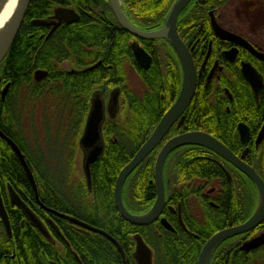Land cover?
Instances as JSON below:
<instances>
[{
  "label": "flooded vegetation",
  "instance_id": "1",
  "mask_svg": "<svg viewBox=\"0 0 264 264\" xmlns=\"http://www.w3.org/2000/svg\"><path fill=\"white\" fill-rule=\"evenodd\" d=\"M230 1L231 0H228L229 3ZM227 3L223 0H190L180 16L182 13L186 14L185 12H188V10H190L188 8L190 7L197 10L199 9L205 13L203 23L197 24L194 28L187 25L186 20H184L180 24V29L178 31L177 25L180 16L178 18L176 25L177 34L193 62L196 72V89L190 105L174 123L159 146L154 150L157 151L155 161L162 147L172 138L189 133H204L217 140L235 157L252 168L264 182V138L258 141L264 126V43L260 42L262 40L255 39V37L251 39L246 34L234 29V27H230L223 23L225 20L223 11ZM108 8L111 18H109L107 10H100L99 13L94 12L93 14L95 16L93 17L85 14L84 18L86 20L91 19L97 21L99 18L102 19L103 17L104 20H112L111 22H114V25L129 37L127 46L132 61L127 56H122L120 58L122 63L119 71L115 70L114 66L109 65V72L105 80L99 83L95 78L93 81L94 86L87 99V114L90 109L93 95L99 93L105 107V121L102 125V138L104 144L106 140L109 143L117 142L118 137L114 133L117 132L120 117L123 116L125 112L128 115L130 109V85L128 83L129 74L127 73L129 69L137 75L141 83L142 88H140V92L135 91V93L138 94L139 98L142 100V104L152 101L153 109L160 110L168 107L158 119L157 124L177 101L183 82V70L180 59L174 47L167 40L134 38L120 27L109 4ZM120 8L127 22L131 25L121 7V2ZM186 9L188 10L186 11ZM55 10L51 15L45 18L39 20L35 19L30 22L28 27L29 39L36 37L38 40L46 42L58 30L60 31V29L77 24L81 19L79 13L74 11L78 16V20L75 23H61L55 28L52 25L36 26L33 24L34 21L54 22L53 17ZM187 16L188 15L185 17ZM212 18L222 30L240 38L248 44L256 54L261 55V57L253 54L249 48L243 46L240 42L217 37L211 26ZM162 25L158 28L139 31L150 33L158 30ZM194 32L195 34H193ZM134 45L139 46L148 56L149 60L148 63H146L147 67L139 65L134 60L132 52V46ZM104 58L105 56H102L95 60L90 66L79 69L65 62L60 66V73L67 77H76L92 72L103 64ZM243 65H249L260 77V83L258 80L255 85V90H253L244 77ZM136 68L139 71L138 74L135 70ZM38 71L45 72L46 76L40 80H36L35 73ZM38 71H35L32 76L35 83H41L49 77L47 71ZM6 85H8V88L2 100V92ZM258 86H260V88H258ZM114 90H118V110L115 118L110 119L107 114V107L110 95ZM9 92L10 83H6L0 89L1 104L5 102ZM11 100L13 101L11 107L13 108L15 121L9 123V128L17 137L19 143L25 144L26 151L22 150L16 140L7 136L1 129L0 132L10 139L24 156L25 162L32 173L35 185L33 186L30 184L15 153L10 146L0 138L7 146V149H9L10 153H12L18 161L20 171L25 179V182L21 181L19 185L11 183L6 178H0V196L8 218L10 235H7L1 220L0 234L4 235L7 241L12 242L15 248L16 242L14 239L16 232L24 233L26 229L30 228L34 230L36 235L41 238L42 242L47 247L55 251L58 257L67 258L66 260L82 264L80 253L76 250V241L79 240L82 232L95 235L99 234L71 222L68 218L92 228H99L88 224L81 219L82 217L76 216L79 215L77 213L79 208L77 204L78 201L76 200V186L74 184L76 180L69 177L71 183L67 186H65V184L50 185L48 183L50 175L48 173H46V175L42 173L40 177L42 176L43 183H37L38 181L35 178L34 171L30 168L26 159L28 154L32 157H38L40 155L44 157L46 155L48 151H46L47 149L44 146V140H46V143L55 139L67 142L71 140L70 130L67 129L70 125L63 126L60 130L61 134H56L59 130V121L56 117V112L59 111L58 108L61 107V104L55 102L46 104L44 100H40L38 104L28 103L19 105L17 89L13 91ZM168 103L169 106H167ZM39 104L45 106L43 108L45 122L44 127H42V132L38 131L31 123V121L35 123L32 112L36 111L37 105ZM64 107L67 108L69 106L64 104ZM46 115H51L53 118L56 117V124L52 123V125L46 118ZM47 121H49V124ZM5 128L8 129V127ZM104 128L107 129V133L109 132V135L105 134L106 137H104L103 134ZM81 133L78 137L77 145ZM39 137H42L43 141L40 140ZM50 137H52V139H50ZM49 145L50 144H48V146ZM69 176H71V173H69ZM162 180L164 207L161 215L153 223L139 227L145 229L147 234L150 233L148 230H152V227H155L154 240L158 249H161V240L164 235L169 236L174 242H178L184 237L198 241L196 242L198 251L195 264H197L202 247L212 236L220 231L244 224L255 214L259 206L258 190L256 186L236 167L202 146L183 145L170 151L163 162ZM248 182L250 183V187L248 186ZM153 183L154 204L157 196L154 178ZM241 183L248 186L249 189L247 192L248 196H246L245 200H239L237 195V186ZM124 184L121 191V199L127 210L126 204L129 199L127 193H125ZM85 188L87 195L91 196L92 189L90 188L88 191L86 184ZM10 190L35 216L38 222H40L47 236L41 234L24 215L22 210L13 204L11 199L12 192ZM143 196L145 197V194ZM89 202H91V200H89ZM162 219L167 222L170 229L162 225ZM99 230L103 231L102 229ZM103 232L106 233L105 231ZM106 234L110 236L108 233ZM263 235L264 219L256 228L229 237L221 242L213 251L209 264H212L213 255L218 250L221 252V257L218 261L219 264H264V243L256 248L250 249L244 247L247 242ZM71 236L75 237L74 246L71 244ZM99 236L107 240L116 249L122 264L121 255L115 245L105 237ZM111 238L115 240L113 237ZM201 240H204V242L200 246L199 242ZM118 245L123 251L126 261V254L121 245L119 243ZM148 248L152 254L153 264V250L150 246H148ZM11 260L14 261V253L13 256H11ZM48 264L59 263L57 260H48Z\"/></svg>",
  "mask_w": 264,
  "mask_h": 264
},
{
  "label": "trees",
  "instance_id": "2",
  "mask_svg": "<svg viewBox=\"0 0 264 264\" xmlns=\"http://www.w3.org/2000/svg\"><path fill=\"white\" fill-rule=\"evenodd\" d=\"M119 1L131 25L138 30H145L160 27L164 23L169 7L175 0ZM223 1L228 2V0ZM225 6L228 8L231 5L228 2ZM57 8L71 9L79 13L80 21L58 30L46 42L36 37L29 39L30 22L51 15ZM188 9H186L188 10L186 14L182 13L180 16L178 31L184 20L192 28L203 23L204 12L192 7ZM100 10H107L111 18L107 0H30L18 34L6 57L0 63V89L4 84L10 83L9 95L4 103H0V129L16 140L22 150L26 151L25 144H20L9 128V123L15 121L11 107L13 104L11 97L15 89L18 90L19 105L37 104L40 100H44L46 104L50 102L61 104L59 111L56 112L59 121L57 135L61 134L60 130L63 126L70 125L69 128L67 127L71 133L70 141L55 139L49 142L51 143L49 146L53 149L56 146L49 160V168L44 162L46 158L42 155L38 157L27 155V162L34 171L37 183H43L42 176L40 177L42 173L50 175L48 180L50 185L65 184L67 186L71 183L69 173L75 172L77 140L85 122L88 109L87 99L94 86L93 81L96 78L99 83L103 82L109 72V65L119 71L122 56H127L132 61L127 46L129 37L119 30L114 22H111L112 20L107 21L103 17L97 21L84 18L85 14L93 17L95 16L93 13H99ZM102 56H105L103 64L92 72L76 77H67L60 73V66L65 62L79 69L90 66ZM38 70H45L49 73V77L41 83H35L32 78L33 73ZM135 70L138 74V69ZM129 95L128 115L125 112L120 117L117 132L114 133L118 137L117 142L109 143L105 139L102 156L91 166L92 195H87L83 177H79L78 181L74 182L79 208L77 211L79 215L76 216L82 217L81 219L88 224L102 229L113 237L124 250L127 264H136L132 258L134 251L132 237L136 234L141 235L145 243L152 248L153 264H195L198 251L196 242L198 241L184 237L174 242L169 236L164 235L161 240V249H158L154 240L155 227L148 230L150 233L147 234L145 229L122 220L114 208L113 189L119 172L150 136L158 119L168 108L153 109L152 101L149 102L150 104H142V100L132 88L129 90ZM64 104L69 107L65 108ZM108 133L104 128V137L109 135ZM156 152L153 151L125 181L124 190L129 199L126 206L130 214L142 215L153 205ZM1 177L14 184L20 185L21 181L25 182L18 161L0 139ZM248 184L250 187L249 182ZM248 186L238 184L239 200H245L248 196ZM71 237V244L74 246L75 237ZM14 241L16 242L15 248L12 242L7 241L6 237L0 234V264H48V260H57L59 264H77L75 261L66 260L67 258L58 257L55 251L47 247L30 228L24 233L16 232ZM203 242L204 240L199 242L200 246ZM76 243V250L80 253L82 264H121L116 249L99 235L82 232ZM13 253L14 261L11 260ZM220 257L221 252L218 250L213 255L212 264H219Z\"/></svg>",
  "mask_w": 264,
  "mask_h": 264
},
{
  "label": "water",
  "instance_id": "3",
  "mask_svg": "<svg viewBox=\"0 0 264 264\" xmlns=\"http://www.w3.org/2000/svg\"><path fill=\"white\" fill-rule=\"evenodd\" d=\"M108 4L115 16L116 21L119 23L120 27L128 32L131 36L137 39H152V40H167L176 50L178 57L180 59V63L183 70V82L180 95L175 102V104L165 113L159 123L156 125L150 136L146 139L143 145L137 150V152L133 155L131 160L128 162L126 166L119 172L117 179L114 185L113 191V199L115 209L120 216V218L127 223L133 226H145L156 221L161 215L162 209L164 207V189H163V180H162V167L163 162L167 154L173 149L183 146V145H198L209 149L214 152L225 161L229 162L231 165L236 167L239 171H241L257 188L258 190V203L259 206L255 214L244 224L237 226L235 228L227 229L218 232L214 236H212L202 247L200 254L198 256L197 264H209L213 251L216 247L223 242L225 239L248 232L254 228H256L264 219V182L261 178L255 173V171L245 165L241 160L235 157L225 146L219 143L217 140L212 138L211 136L204 133H189L185 135H181L169 140L161 149L160 153L157 156L154 165V181L156 185V200L151 207V209L143 214V215H133L130 214L124 207L122 199H121V191L123 184L129 175L142 163L147 157L159 146L163 138L169 132L174 123L181 117L183 112L190 105L195 89H196V72L191 60V57L185 48L184 44L180 40L176 25L178 18L183 11V9L187 6L190 0H175L171 5L164 23L161 28L156 31L146 33L137 30L135 27L131 26L125 16L123 15L119 0H107ZM1 2V0H0ZM30 4V0H18L17 7L15 13L11 20L10 29L5 36V40L0 47V63L6 57L14 39L16 38L18 31L23 23L24 17L28 10ZM78 20L77 14L70 9L59 8L55 10L53 21H34L33 24L36 26H49L52 25L57 27L61 23L71 24L75 23ZM212 29L217 37L220 39L231 40L240 42L243 46H246L250 49V51L261 57V55L256 54L248 44L242 41L240 38L222 30L214 21L211 19ZM132 52L134 60L141 66L147 67L146 63H148V56L145 52L137 45L132 46ZM88 71V70H87ZM243 74L247 82L250 86L255 90V85L260 77L256 74V72L249 66L243 65ZM46 76L45 72H36L35 78L36 80L42 79ZM8 88V85L5 86L4 91L2 92V100L4 98L5 92ZM260 88V86H258ZM118 110V90H114L109 99L107 114L110 119L115 118ZM105 121V107L103 104V100L101 99V95L99 93L94 94L91 99L90 109L88 111L85 125L83 127L81 137L78 141V149L81 154V169L82 174L85 180V184L87 186V190L89 191L91 188V166L98 161V159L102 156L104 152L105 144L102 138V125ZM0 138L5 141L12 151L15 153L21 167L25 171V174L31 185H35L32 173L25 162L24 156L21 154L20 150L17 146L6 136H4L0 132ZM264 138V126L259 135L258 141H261ZM11 191V190H10ZM12 192V191H11ZM11 199L13 204H15L19 209L22 210L24 215L30 220L32 225L37 228V230L47 236L42 228L40 222L35 218V216L21 203L19 198L15 196V194L11 193ZM71 222L91 231L97 233L109 241H111L115 247L118 249L122 264H126L125 256L118 243L113 240L110 236H108L103 231L89 227L83 223L77 222L73 219L68 218ZM0 220L3 222L7 235H10V228L8 223V218L2 203V199L0 196ZM162 225L170 229V226L167 222L162 219ZM133 240L135 242L134 252L132 254V258L134 259L136 264H152V254L148 246L145 244L140 235L133 236ZM264 243V235L247 242L244 247L245 248H256Z\"/></svg>",
  "mask_w": 264,
  "mask_h": 264
},
{
  "label": "rangeland",
  "instance_id": "4",
  "mask_svg": "<svg viewBox=\"0 0 264 264\" xmlns=\"http://www.w3.org/2000/svg\"><path fill=\"white\" fill-rule=\"evenodd\" d=\"M230 5L232 7L230 6L228 8H225L223 11L225 15V20L223 23L230 27H234V29L246 34L251 39L255 37V39L262 40L260 42L264 43V0H231ZM127 73L129 74L128 83L130 85V88H132V90L136 92H140V88H142V86L137 75L130 69ZM41 104L37 105L38 107L36 111L32 112V117H34L33 120L35 121V123L31 121V123L40 132H42V127H44L45 122V118L43 117V108L45 106H41ZM46 118L50 121L51 124H56V117L53 118L51 115H46ZM49 121H47L48 124ZM39 139L43 141L42 137H39ZM50 139H52V137H50ZM43 142L45 143L44 146L47 149L46 151H48L44 156L46 158L44 159V162L47 164V168H49V160L53 156L52 151L55 150L56 146L53 149L51 146H48L49 142L46 143V140H44ZM74 171L75 172H71L70 177L72 179L78 181L79 177H83L81 169V154L79 149L77 150L76 154Z\"/></svg>",
  "mask_w": 264,
  "mask_h": 264
},
{
  "label": "bare ground",
  "instance_id": "5",
  "mask_svg": "<svg viewBox=\"0 0 264 264\" xmlns=\"http://www.w3.org/2000/svg\"><path fill=\"white\" fill-rule=\"evenodd\" d=\"M18 0H1L0 2V47L7 35Z\"/></svg>",
  "mask_w": 264,
  "mask_h": 264
}]
</instances>
